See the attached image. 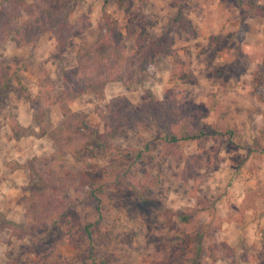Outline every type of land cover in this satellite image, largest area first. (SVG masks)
<instances>
[{"label":"rangeland","instance_id":"obj_1","mask_svg":"<svg viewBox=\"0 0 264 264\" xmlns=\"http://www.w3.org/2000/svg\"><path fill=\"white\" fill-rule=\"evenodd\" d=\"M47 7L73 25L62 48L50 30L10 31L0 40V264H264V82L255 80L264 16L243 14L237 0H51ZM139 10L148 20L145 40L166 43L168 52L133 78L106 83L102 97L79 95L70 115L101 134L109 108L128 103L146 114L158 105L174 110L179 124L214 128L168 153L162 130L140 120L118 130L111 148L58 155L47 132L71 117L50 95L64 89L63 72L96 39L104 13L133 54L137 35L126 21ZM112 164L122 186L86 197V174ZM51 169L64 187L61 205Z\"/></svg>","mask_w":264,"mask_h":264},{"label":"trees","instance_id":"obj_2","mask_svg":"<svg viewBox=\"0 0 264 264\" xmlns=\"http://www.w3.org/2000/svg\"><path fill=\"white\" fill-rule=\"evenodd\" d=\"M51 0H0V40L7 37L10 31L19 32L23 35L31 31L32 34H38L40 31L50 30L58 43V48H62L66 44L65 38L70 36L73 25L65 14L62 18L57 17L50 11L47 4ZM237 4L243 14H260L264 16V6L252 2L251 0H237ZM179 17L181 16L179 12ZM113 18L104 13L99 19V32L91 46L81 47L78 53L77 63L70 69L64 71L65 87L62 91L56 92L49 97V102L57 103L63 114L71 117L66 120L68 126L61 127L58 131L47 132L48 136L55 142L58 147V155L63 156L64 152H69L75 157H79L83 150L88 149L91 145L107 144L109 148L113 146L110 139L115 133L125 126L135 127L140 120L155 122L163 132V146L168 153H174L175 148L179 147L186 141H200L210 134L212 126H207L203 129L199 124L194 123H178L176 113L171 111L165 113L161 110V106L145 107L146 114H137L129 109L128 103L119 106H113L109 113L102 114L104 130L101 134L88 133V129L81 120V115L69 113V104L79 95L85 93H98L99 97L103 96V89L106 83L110 81L123 80L127 75L133 78L138 71L149 69L153 65V59L158 54L168 52L167 44H158L155 42L146 41L144 32L148 26L147 16L138 11L129 17L126 21V26L129 30L137 35L136 48L133 54H126L120 47L122 41V33L113 25ZM138 32V33H137ZM141 32L143 34H141ZM256 75L257 84L261 85L264 82V49ZM6 80H0V86H5ZM3 84V85H1ZM3 92L1 91L0 94ZM36 122H42L44 114L35 109ZM78 118V120H77ZM83 128V129H82ZM46 130V129H45ZM46 132V131H45ZM19 133L15 136H18ZM140 153V151L137 152ZM196 157L191 156L188 162L195 161ZM112 168L104 167L101 173L97 176L86 174V182L88 190L85 191V196L91 199L100 198L104 191L110 186L121 187L123 180L118 177L120 168L115 164ZM128 169H122L126 172ZM54 169H51L52 174V192L57 193L55 197L59 204L62 200L59 197L64 187H57V178L53 175ZM66 179L72 180L70 171L64 170L61 173ZM126 174H129L126 172ZM131 176V173L129 174ZM69 180V181H70ZM64 207H67L65 205ZM64 222H69L65 211L62 212ZM85 233L90 240L92 235L88 226L85 227Z\"/></svg>","mask_w":264,"mask_h":264}]
</instances>
